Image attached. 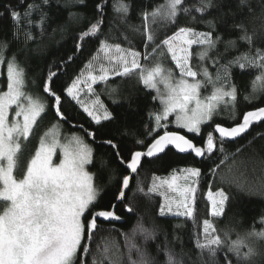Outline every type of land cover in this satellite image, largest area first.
<instances>
[{
	"label": "snow or ice",
	"instance_id": "6c2138e0",
	"mask_svg": "<svg viewBox=\"0 0 264 264\" xmlns=\"http://www.w3.org/2000/svg\"><path fill=\"white\" fill-rule=\"evenodd\" d=\"M68 2L85 5V0ZM53 3L59 5L60 0H39L38 3L32 0L26 5L24 0H19L15 6L6 5L0 17L7 15L11 20L14 40H19L23 35L25 42L33 41V27L43 33L44 26L51 19L45 9H50ZM64 6L67 7V4ZM132 8V0H114L113 11L119 14L122 24L126 23ZM96 9L99 18L79 34L75 51L81 50L87 38H98L101 34L104 25L103 4H97ZM245 9L249 12L253 10L250 0H195L191 5L186 0H165L152 11L141 13L145 47L155 45L151 53L143 54V59L148 60L151 54L157 52L161 56L167 54L174 62L178 75L173 69H166L162 63H156L151 68L145 67L140 62L141 52L132 47L124 48L120 43H109L105 38L100 41L97 53L86 65L87 74L82 71L63 89L96 125L114 122L116 117L105 106L93 85H107L110 77H128L138 73L140 82L156 92L153 100L158 101L161 108L149 113L151 124L144 125L143 132V137L150 138V142H146L145 138H136L134 141L144 150H131L127 158L121 155L117 137L140 136L139 132L127 127H117L114 133L109 129L106 133L108 138L102 141L113 150L119 164L129 172L122 176L116 200L123 202L126 199L125 190L129 188L131 174L138 172L145 158L158 157L170 146L179 153L192 154L197 158L210 157L216 151L224 153L226 139L235 140L255 122L264 121V107L246 111L242 119L231 127L215 124L213 132L218 133V137L209 132L202 146L194 143L187 134L168 130V124L174 123L177 129L200 135L202 125L212 122L222 108L234 110L240 92L234 81L233 69L258 70L251 81V92L244 96V100L251 102L250 98H255L257 94L264 95V36L255 30L250 32L242 20L237 21V16ZM211 10H215L216 15H212ZM193 13L199 15V21ZM34 15H38V19L34 20ZM181 15L189 17L191 22L205 24L208 30L178 26L171 35L157 42L153 26L161 22L175 25ZM206 15L212 18L204 19ZM78 16L77 13H69L70 19ZM221 26L223 32L220 31ZM133 30L141 31L139 28ZM234 31L237 35L232 36ZM10 44L11 41L0 38V66L6 64L7 67L6 90H0V264H89L90 242L98 229V220L113 221L121 217L116 214V205L103 206L99 202L100 190L94 184V174L86 168L93 163V149L76 134L66 143H61L58 125H53L39 137V145L27 160L22 174L19 177L16 175L23 142L29 140L48 105L40 97L25 90L26 72L18 62L16 53L8 55ZM241 45L245 46L244 51L240 50ZM194 46L199 50L194 52ZM194 56L198 60L195 66ZM72 59V56L68 57L69 61ZM58 71L59 66L57 70L50 67L41 88L51 98V107L58 120H67L61 111L62 97L55 89ZM209 86L210 93L202 95V90H207ZM85 88L88 94L95 96L90 103L81 99V92ZM113 94L118 95L116 88L110 90V95ZM113 103L118 101L114 99ZM170 116H174L173 121H169ZM80 127L83 128V125ZM84 131L87 136L96 139V131ZM57 148H60L62 158L55 163L53 157ZM226 158L225 155L210 171L214 173ZM201 175L199 167L183 168L179 173L174 170L169 177L154 175L147 192L140 185L137 191L146 196L157 193L163 197L158 209L160 217L174 215L192 219ZM169 192L176 195L170 196ZM207 198L211 202V216L222 217L229 201L228 194L222 189L215 193L209 191ZM125 208L127 212H133L130 205H125ZM258 223L262 226L259 230L253 225L245 235L237 233L236 239H228L227 252L235 255L237 264L259 254L248 242L252 238L264 240V215L259 217ZM137 234L146 245L149 241L157 240L158 229L146 228L137 221L131 236L123 234L128 250L126 254L105 244L101 252L103 259L93 255L91 264H104V261H108V264H124L125 259L127 264H183V260L178 258L179 254L170 245L167 234L162 244H155V251L161 259L152 256L144 245L136 242ZM224 236L228 238L229 233L225 232ZM173 240L181 242L180 237L175 235ZM194 246L201 258L207 252L211 264H217V252L225 246V239L218 234L212 221L204 219ZM133 254L136 258H133ZM224 264H233V261L225 255Z\"/></svg>",
	"mask_w": 264,
	"mask_h": 264
},
{
	"label": "trees",
	"instance_id": "16d2710c",
	"mask_svg": "<svg viewBox=\"0 0 264 264\" xmlns=\"http://www.w3.org/2000/svg\"><path fill=\"white\" fill-rule=\"evenodd\" d=\"M18 2L19 0H0V12L5 10L6 5L15 6ZM30 2L32 0H24L25 5ZM36 2L38 3L39 0ZM164 2L165 0H132L133 8L126 23L122 24L119 14L113 11L114 0H85V5H74L68 0H60L59 5L53 3L50 9H45L49 12L51 19L44 26L43 33L39 28L33 27L32 32L35 39L27 42L24 41L23 35L20 36L19 40H14L11 35V20L7 15L0 17V38L11 41L8 55L16 53L18 62L25 69V90L35 97H40L48 105L47 111L38 119L33 134L24 143L23 151L19 157L20 167L16 175L19 177L22 174L27 160L39 145V137L53 125L61 126L69 134H81L90 144L93 149L94 160L89 166V171L94 174V184L100 190L101 200L99 202L103 206L116 205V214L121 217L120 220L115 221L98 220V229L90 242L89 264H91L93 255L103 259L101 252L105 244L113 250L118 248L119 253L126 254L128 250L125 247V235L123 234L131 236L137 221L142 222L146 228L156 227L158 229L155 242L149 241L144 245L142 237L137 234L135 240L138 244L144 245L152 256H157L155 244H162L165 234H167L170 245L179 254L178 258L183 260V264H211L207 252L201 258L199 251L194 246L197 233L202 231L204 219L212 221L218 230V234L222 239H225V246L217 252V264H224L225 255L233 261V264H237L235 255L227 252L228 239H236L237 233L242 236L245 235L247 231L252 229L253 225L257 230L262 227L258 220L260 216L264 215V122L254 126L239 141L235 143L224 142V153L216 151L210 157L197 158L192 154L181 156L170 149L159 157L145 158L138 172L131 174L132 179L129 188L125 190L126 199L121 202L115 197L118 194L122 176L128 175L129 172L119 164L113 150L104 145L102 141L108 138L106 133L109 129L114 133L117 127L121 129L127 127L133 132H139L140 136L117 137L121 145V155L127 158L131 150H144L134 141L136 138H145L143 137L144 125L150 126L151 124L149 113L161 108L159 102L153 100V96L156 95L155 92L146 88L136 73L128 77H111L107 85L103 83L94 85L96 93L116 117L114 122H102L101 125H96L83 112L80 105L63 91L82 71L85 75L87 74L86 65L91 57L97 53L100 41L105 38L108 39L109 43H120L124 48L132 47L141 52L142 60L143 54L151 53L155 45L149 44L147 48L145 47L141 13L145 10L150 12ZM186 2L191 5L195 3V0H186ZM65 4L67 7L64 6ZM97 4L104 6L102 32L98 38H87L83 42L81 50L75 51L79 34L99 18L96 9ZM250 4L253 10L249 12L245 9L242 14L237 16V21L242 20L250 32L255 30L264 36V0H250ZM21 11H23V7H21ZM211 11L212 15H216L215 10ZM70 12L77 13L79 16L70 19ZM193 15H197V21H199V15L196 13ZM210 18H212L211 15L204 17V19ZM33 19H38V15H34ZM178 26H190L201 31L208 30L205 24L191 22L189 17L181 15L175 25H165L161 22L153 26L157 42L171 35ZM134 28H139L141 31H134ZM220 31H224L223 26L220 27ZM231 35L235 36L237 33L234 31ZM125 36H127V40ZM257 43L260 46L259 41ZM198 50L196 46L193 47L194 52ZM240 50L244 51L245 46L241 45ZM69 56L73 57L71 61L68 60ZM197 64L198 60L194 56L193 65ZM58 66L55 89L62 97L61 111L67 120H58L51 107V98L47 97L41 88L49 68L57 70ZM233 73L234 81L240 92L234 110L222 112L221 114L224 116L216 114L212 122L202 126L200 135L188 134L184 130L172 126H168V130L187 134L194 143L202 146L207 134L213 132L215 124L219 123L222 126L231 127L242 119L244 112L254 110L257 107H264V95L262 94L250 98L251 102L244 100V96L251 92V81L258 74V70L241 71L233 69ZM6 77L7 67L5 64L0 74V90H6ZM112 88L118 90V95H110ZM210 91L211 87L209 86L207 90H203V95H208ZM114 99L118 103H113ZM81 125L83 128L80 127ZM85 129L90 132L96 131V139L93 140L92 137L87 136ZM213 134L216 136L214 132ZM145 139L146 142H150V138ZM225 155L227 158L224 159V163L216 168L214 173L211 172L210 169L215 167ZM187 167H199L202 173L195 195L194 217L192 219L160 217L158 209L162 203V198L155 193L146 196L137 191V186H142L147 192L154 175L168 177L174 170L179 172L180 169ZM220 189L228 194L229 201L226 204L225 214L222 217H213L210 214L211 205L206 195L209 191L216 192ZM125 205H130L133 212H127ZM178 224L182 227L177 228L176 225ZM225 232L229 233L228 238H225ZM174 235L180 237L182 243L174 241ZM248 242L257 249L259 254L249 261L240 262V264H264V240L252 238ZM97 245H99V249ZM245 250L242 249V251ZM133 258H136L135 254H133ZM157 259H161V257L157 256ZM104 264H108V261H104ZM124 264H127L126 259Z\"/></svg>",
	"mask_w": 264,
	"mask_h": 264
},
{
	"label": "rangeland",
	"instance_id": "374dc122",
	"mask_svg": "<svg viewBox=\"0 0 264 264\" xmlns=\"http://www.w3.org/2000/svg\"><path fill=\"white\" fill-rule=\"evenodd\" d=\"M141 64L144 65L145 67L147 68H151L152 66H154L156 63H162L163 66L168 69V68H171L173 69L176 74L178 75V70H175V65H174V62L171 61V58L170 56H168L167 54L161 56L159 53H155V54H151L149 59L148 60H142V57H141V60H140ZM2 68H3V65L0 66V74L2 73ZM138 75V73H136ZM139 76V75H138ZM111 78V77H110ZM83 87V86H82ZM94 87V85H93ZM95 89V87H94ZM151 90V89H149ZM153 92H155L154 90H151ZM95 92H96V89H95ZM156 94V92H155ZM202 95H203V90H202ZM81 99L85 102V103H90L92 99H95V96L93 95H90L87 93V89L85 88L83 92H81ZM101 99V98H100ZM225 111H227V109H221V111H219L217 114H221L222 112L224 113ZM222 116H224L223 114H221ZM174 120V116H170L169 117V121H173ZM168 126H172V127H175L174 123H169ZM203 126V125H202ZM58 133H59V137H60V140H61V143H66L68 139L71 138V136L73 134H76V135H79L81 136L84 141L90 146V144L86 141L85 137L82 136L81 134H78V133H68L67 131H65L61 126H58ZM182 130V129H180ZM186 132V130H184ZM26 141L23 142V144L25 143ZM91 147V146H90ZM62 158V154H61V150L60 148H57L56 150V155L53 157V160L55 163H58L59 160ZM91 165V164H90ZM90 165H87L86 168L87 170L89 171V166ZM90 172V171H89ZM179 173V172H177ZM169 177V176H168ZM182 183V182H181ZM198 186L199 184L197 185V191H198ZM197 193V192H196ZM215 193V192H213ZM157 194V193H155ZM159 195V194H157ZM168 195L170 196H174L176 195L175 193H171L169 192ZM196 195V194H195ZM161 198H162V202H163V197L161 195H159ZM207 196V195H206ZM208 199V198H207ZM210 202V201H209ZM210 205H211V202H210ZM165 217H178V218H186V217H183V216H174V215H168V216H165Z\"/></svg>",
	"mask_w": 264,
	"mask_h": 264
},
{
	"label": "water",
	"instance_id": "95a60500",
	"mask_svg": "<svg viewBox=\"0 0 264 264\" xmlns=\"http://www.w3.org/2000/svg\"><path fill=\"white\" fill-rule=\"evenodd\" d=\"M263 122H264V121H261V122H255L252 126H250L249 130H248L246 133L242 134V136L237 137L235 140L226 139L225 142H227V143H235V142L239 141L244 135L248 134V133L252 130V128H253L254 126H256V125H258V124H261V123H263ZM215 134H216V136L218 137V133H215ZM170 149L174 150L176 154L181 155V156H187V155H189L188 153H179L176 149L172 148L171 146H170L168 149H166L165 152H167V151L170 150ZM162 154H164V153L159 154V156H161ZM159 156H158V157H159ZM153 158H156V157H153ZM113 221H115V220H113Z\"/></svg>",
	"mask_w": 264,
	"mask_h": 264
}]
</instances>
